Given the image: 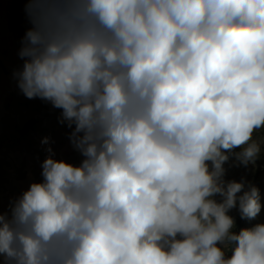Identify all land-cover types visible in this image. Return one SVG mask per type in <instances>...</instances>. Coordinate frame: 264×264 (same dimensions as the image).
I'll return each instance as SVG.
<instances>
[{"label":"clouds","instance_id":"9594fccd","mask_svg":"<svg viewBox=\"0 0 264 264\" xmlns=\"http://www.w3.org/2000/svg\"><path fill=\"white\" fill-rule=\"evenodd\" d=\"M14 73L79 164L0 204V264H264V0H26ZM45 137L42 143L48 144ZM239 149V151H237ZM230 161L234 163L230 164Z\"/></svg>","mask_w":264,"mask_h":264},{"label":"rangeland","instance_id":"374dc122","mask_svg":"<svg viewBox=\"0 0 264 264\" xmlns=\"http://www.w3.org/2000/svg\"><path fill=\"white\" fill-rule=\"evenodd\" d=\"M25 5L26 0H0V81L4 74L12 82L6 93L0 91V204L4 210H8L9 202L22 195L31 183L43 179L41 165L51 155L49 147L57 160L74 164L82 160L70 143L73 129L66 122L61 123L62 110L39 98H26L18 87L14 73L22 70L25 60L17 56L31 27ZM45 137L50 138L48 144L42 143ZM254 139L264 140V130L256 133ZM226 167L229 168L228 179L246 178L254 183L264 203V144L255 167ZM231 215L236 219V230L264 223V209L251 221L240 219L237 210Z\"/></svg>","mask_w":264,"mask_h":264},{"label":"crops","instance_id":"0c3cea01","mask_svg":"<svg viewBox=\"0 0 264 264\" xmlns=\"http://www.w3.org/2000/svg\"><path fill=\"white\" fill-rule=\"evenodd\" d=\"M10 52L14 53V51H9L8 53H10ZM1 55H2V53H1ZM17 57L19 59H22L20 56H17ZM8 78H9L8 76H6L4 74L3 75L1 74V81H0V91H1V93H6L8 88H10L11 85H12L11 79H8ZM5 211H7V210H5Z\"/></svg>","mask_w":264,"mask_h":264}]
</instances>
